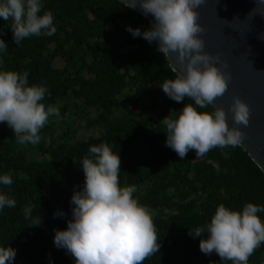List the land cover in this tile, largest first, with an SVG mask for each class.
Instances as JSON below:
<instances>
[{
  "label": "trees",
  "instance_id": "16d2710c",
  "mask_svg": "<svg viewBox=\"0 0 264 264\" xmlns=\"http://www.w3.org/2000/svg\"><path fill=\"white\" fill-rule=\"evenodd\" d=\"M41 2V15L53 13L52 35L16 45L11 20L0 18V38L8 45L0 52V71L28 72L29 85L49 90L42 103L60 111L40 130L35 146L18 144L13 130L0 123V175L13 177L0 192L17 202L0 210V247L16 249L13 264H75L54 245V229H66L72 218L71 197L84 182L79 162L90 146L108 143L121 158L120 185H134V198L154 213L160 250L143 264H232L215 252L202 253L203 237L189 231L209 223L220 204L238 211L247 203L264 206V173L239 146L215 148L200 159L189 151L183 160L166 146L161 121L194 102L185 97L178 103L164 93L163 80L175 77L163 54L155 42L127 31L148 30L146 18L119 0ZM198 110L214 111L211 105ZM82 125L95 135L77 140ZM208 160L218 162L220 171ZM25 205L33 206L32 219L42 218L39 226L25 218ZM58 211L66 215L54 217ZM258 215L264 221V212ZM248 264H264V244Z\"/></svg>",
  "mask_w": 264,
  "mask_h": 264
},
{
  "label": "clouds",
  "instance_id": "9594fccd",
  "mask_svg": "<svg viewBox=\"0 0 264 264\" xmlns=\"http://www.w3.org/2000/svg\"><path fill=\"white\" fill-rule=\"evenodd\" d=\"M122 3L132 9L139 4L145 14L155 18L148 30L141 32L128 26L127 31L149 43L155 42L156 50L163 54L175 76L163 80L160 86L164 93L178 103L185 97L194 102L185 104L179 112L172 111L161 121L167 134L166 146L183 160L189 151H195L200 159L215 148L241 145L245 133L240 126L249 125L251 109L239 96L233 98L227 111L214 104L227 92L231 74L217 66L219 54L204 51L205 41L199 34L205 29L198 23L196 9L205 0H122ZM257 4L264 5V0H257ZM42 8L41 0H0V18L11 20L16 45L31 36L56 32L53 13L46 11L41 15ZM254 13L264 15V10L257 7L249 16ZM7 49V43L0 38V52ZM173 55L179 68L173 63ZM227 67L224 62L223 68ZM28 75L26 71H0V123L6 122L13 130L18 144L35 146L42 139L40 130L50 117H59L60 111L57 106L42 103L49 90L45 85H29ZM209 105L214 111L198 110ZM229 111L232 126L227 119ZM74 162L77 163L75 159ZM208 163L220 171L218 162L208 160ZM79 166L84 173L83 187L71 197L72 218L67 228L54 229V245L71 254L75 264H143L159 252L154 213L134 198L137 191L134 185H120L119 154L108 143L92 145ZM12 184L10 174L0 175V185ZM16 203L7 193L0 192V210L14 208ZM260 212H264V206L254 203H247L242 211L220 204L211 221L190 229L189 235L203 237L199 248L206 255L215 252L220 261L248 264L250 256L264 244ZM23 213L31 220L30 225L42 223L40 216L32 219V205H25ZM65 215L60 211L54 213V217ZM15 257L16 249L0 247V264H13Z\"/></svg>",
  "mask_w": 264,
  "mask_h": 264
},
{
  "label": "water",
  "instance_id": "95a60500",
  "mask_svg": "<svg viewBox=\"0 0 264 264\" xmlns=\"http://www.w3.org/2000/svg\"><path fill=\"white\" fill-rule=\"evenodd\" d=\"M257 7L264 10V5H258L257 0H205L196 11L198 23L205 29L199 34L205 41L204 51L219 54L221 60L217 66L231 74L227 92L214 104L227 111L233 98L239 96L249 105L250 123L247 127L240 126L245 138L239 147L264 173V38H261L264 15L249 16ZM133 10L151 25L155 23V18L145 14L139 4ZM172 60L179 68L174 55ZM224 62L228 64L227 69L223 68ZM227 119L232 126L230 111Z\"/></svg>",
  "mask_w": 264,
  "mask_h": 264
},
{
  "label": "rangeland",
  "instance_id": "374dc122",
  "mask_svg": "<svg viewBox=\"0 0 264 264\" xmlns=\"http://www.w3.org/2000/svg\"><path fill=\"white\" fill-rule=\"evenodd\" d=\"M61 60H55L53 65L55 67L61 66ZM76 139L79 141H85L86 139L93 137L95 135L93 129L85 128L83 125L81 127H77L76 129Z\"/></svg>",
  "mask_w": 264,
  "mask_h": 264
}]
</instances>
